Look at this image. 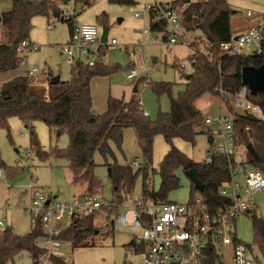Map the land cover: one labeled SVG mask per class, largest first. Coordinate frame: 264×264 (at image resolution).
Masks as SVG:
<instances>
[{
    "label": "trees",
    "instance_id": "1",
    "mask_svg": "<svg viewBox=\"0 0 264 264\" xmlns=\"http://www.w3.org/2000/svg\"><path fill=\"white\" fill-rule=\"evenodd\" d=\"M12 8L1 14L0 25L4 29L6 43L0 47V73L15 71L20 67L21 57L18 48L24 41H30L32 20L37 16L56 17L60 13L63 22L68 24L70 32L74 31V17H63L61 6L71 2L85 8L90 6L91 0H10ZM108 3L119 6H134L135 0H107ZM173 6H186L183 11V25L186 31L200 30L208 42V53L197 49L190 56L189 62L192 73L187 80L185 91L176 98L172 94L170 83L153 85L154 92L161 96L168 94L171 99L169 113H160L157 120L145 117L138 100L130 102L109 97L107 110L101 115H94L93 97L91 91L92 80L97 77H108L112 68L104 63L102 57L105 50H101L100 59L95 66L83 64L72 71L70 81H60L57 85L51 83L55 77L49 71L44 79L35 81L28 77V72L19 75L5 83L0 92V129L8 127L11 117L19 118L30 130V148L40 157L47 159L49 154L68 161V166L75 179L87 186L86 194L96 195L103 184L95 173L94 157L99 153L104 159L114 156L112 146L121 149L124 142V131L134 129L139 147L144 158V164L138 170L120 165L115 160L106 163L108 180L115 188L117 197L109 208L102 209L90 216L77 219L62 233V238L70 241L73 249L94 247L93 240L100 231L96 221L100 214L109 222V233L114 234L115 223L113 215L120 212L124 199L120 195L123 186L134 189L137 177L143 175L142 199L147 203H166L169 193L180 188L181 180L177 171L184 173L192 171L198 179L202 190L192 182L191 199L201 193L212 209L217 210L228 201L219 195L222 185L230 180L228 159L220 153H214L211 162L196 163L173 144L175 139L195 144L199 129L205 118L196 107V101L203 96L219 99L220 89L235 95L243 88L242 69L247 66L260 67L264 64V43L262 52L251 55L219 56V47L229 42L233 37L231 18L233 10L228 0H175ZM105 18V16H103ZM155 17L154 14L151 15ZM103 18V19H104ZM105 20V19H104ZM164 23L150 22L152 31H160ZM31 42V41H30ZM194 49V48H193ZM264 113V95L250 96ZM228 112L234 118L236 142L244 146L247 159L253 168L264 172V120L253 115H247L236 107L233 108L227 99ZM41 121L56 134L67 133L69 146L65 150H55L53 153L44 152L40 146L34 123ZM210 133V132H209ZM208 133V134H209ZM60 134V135H61ZM157 135H162L171 147L164 156L158 170L153 174L160 177L158 191L148 187L149 166L152 164L154 141ZM252 145L257 157H253L247 150ZM5 164L0 154V168ZM246 215L250 216L254 231L255 242L264 260V221L254 210ZM43 234V226L37 223L31 231L23 236L14 233L7 227L0 232V264H9L20 254L27 252L34 258L41 250L37 244ZM239 241V240H238ZM209 264H218L219 256L215 249H208Z\"/></svg>",
    "mask_w": 264,
    "mask_h": 264
},
{
    "label": "rangeland",
    "instance_id": "2",
    "mask_svg": "<svg viewBox=\"0 0 264 264\" xmlns=\"http://www.w3.org/2000/svg\"><path fill=\"white\" fill-rule=\"evenodd\" d=\"M39 1V0H37ZM134 6H119L108 3L107 0H91L90 6L83 8L82 5L71 2L61 6L63 17L66 15L74 17V23H87L97 27L102 34L103 28L109 30L108 40L113 38L126 47L125 49H112L105 47L103 61L112 68L109 77H101L95 80L92 85L94 115H101L107 110L108 99H120L124 103L130 102L133 98L142 102V109L149 113L152 120H157L160 113H169L171 99L168 94L158 96L154 92L153 85L157 83H170L172 94L176 98L185 91L187 77L192 73V66L189 62L190 56L197 49L208 53V42L200 30L187 31L186 39L188 44L167 46L161 43H153L150 36L145 37L146 45L143 54H137L136 45L141 38V30L150 28V20H138L135 13L143 10L145 3H154L155 0H135ZM158 3H172L175 0H156ZM198 1V0H192ZM233 10L231 18L232 32L235 36L241 31L248 30L264 22V0H228ZM12 7L10 0L0 2V12ZM183 9L186 6L182 7ZM251 12V16H248ZM105 16V18L103 17ZM66 18V17H65ZM105 20H104V19ZM61 17L37 16L32 20V31L30 41L38 46L37 51H26L21 54L24 64L15 71L0 73V92L2 86L27 71L37 69L43 74L49 71L56 77L60 76L62 81H70L72 71L75 68L67 61L60 48L70 39L68 24L63 22ZM52 26L53 30H48ZM0 32L4 29L0 25ZM4 38L6 40L5 34ZM101 38V35H100ZM194 48V49H193ZM154 59L156 62L154 63ZM181 64L184 68L181 69ZM140 67L147 69V76L141 74L135 80H129L127 75ZM43 74H36L35 81L42 80ZM146 78V79H143ZM100 78V77H99ZM146 80V81H145ZM137 86V92L134 88ZM235 108L234 102H230ZM221 101L216 97L203 96L196 101V107L201 111L204 118L217 116L220 112ZM227 112V111H226ZM9 129H0V154L5 164L0 169L3 176L0 177V209H4V217L7 218V227L13 229L14 233L23 236L32 229L31 216L26 211L29 205V195L32 193H43L45 195L57 196L62 203L72 204L75 198L83 200L87 186L78 179H75L68 166V161L49 154V157H40L30 148V130L17 117H11L8 121ZM40 146L44 152L53 153L55 150H65L69 146V136L65 132L57 135L54 130L41 121L34 123ZM124 132V142L121 149L112 146L114 156L104 159L99 153L94 157L96 164L95 173L100 178L103 188L95 195L98 199L112 202L117 197V192L108 180V168L106 163L111 164L115 160L120 165L128 166L137 160L142 165L144 158L140 151L137 135L134 129H127ZM213 127L205 123L199 129V135L195 144L175 139L173 144L176 148L186 154L196 163H203L207 160V151L214 148L213 141L208 134ZM170 146L162 135H157L154 141L152 164L149 166L148 187L158 191L160 188V177L153 174L158 170L164 156L170 150ZM239 152L244 153V146L237 144ZM31 154L30 158L26 154ZM245 165L253 168L249 159L242 158ZM17 163L20 167H17ZM31 167V170H28ZM138 170L139 168H133ZM181 180L180 188L169 193L170 202L186 203L191 199L192 182L182 170L177 171ZM31 184H38V187L30 189ZM143 175H139L131 194L133 197L124 199V202L131 203L142 197ZM257 206L254 207L256 215L264 221V193L256 196ZM123 209L120 208V213ZM108 221L102 214L96 221L100 233L93 240L94 247L73 249L66 244L62 249L64 257L74 264H144L143 258L138 254H132L127 245L130 242V235L119 225H115L114 234L109 233ZM234 235L239 241L249 245L254 255L261 257V252L255 242L252 220L250 216L243 215L236 221ZM222 264H232L229 249L218 248ZM223 256V257H222ZM9 264H34L33 257L24 252L17 256Z\"/></svg>",
    "mask_w": 264,
    "mask_h": 264
},
{
    "label": "built area",
    "instance_id": "3",
    "mask_svg": "<svg viewBox=\"0 0 264 264\" xmlns=\"http://www.w3.org/2000/svg\"><path fill=\"white\" fill-rule=\"evenodd\" d=\"M183 11L182 7L172 4L145 3L143 10L135 13V18L149 19L150 22L164 23L165 26L160 31L142 29L141 38L134 45V53L143 54L146 36H150L153 43L159 42L167 46L188 44L187 31L183 25ZM152 14L155 15L154 18L151 17ZM251 15V12H248V16ZM65 17L68 19L70 16ZM53 29L52 26L48 27V30ZM100 35L96 26L76 22L71 40L62 45L60 50L67 57L68 63L75 67L80 64L95 66L100 59L101 50L105 47L126 50L117 39L102 44ZM5 43L4 34L0 32V47ZM263 43L264 22L221 44L219 56L260 54ZM37 50V45L24 41L19 46L18 53L21 56L26 51ZM21 59L23 65L25 62ZM180 68L183 69L184 64H181ZM36 74L43 72L37 69L28 71V77L32 79ZM141 74L147 76L145 67L133 69L128 74V79L135 80ZM219 91L222 104L220 112L215 117H206L204 122L213 127L209 134L214 132L211 137L215 143L214 148L207 151L205 163L211 162L214 153L223 154L228 159L230 180L219 190V195L226 199L228 204L214 210L201 193L186 203H146L142 198L123 203V212L113 215L114 223L129 233L130 242L127 248L132 254L140 255L144 264H209L208 249H215L219 256V247L229 249L232 264H264L262 257L254 255L249 245L238 241L233 233L237 219L251 210L257 194L264 193V172L245 165L242 160V152L237 149L234 118L228 112L227 99L247 115L264 120V113L262 108L251 100L250 91L245 86L235 95L223 89ZM138 103L142 109V102L138 100ZM142 113L149 117V113L143 109ZM26 157H31L30 152ZM128 166L140 169L142 164L135 160ZM17 167H20L19 163ZM28 170H31V167H28ZM2 176L0 169V177ZM37 185L31 184L30 189ZM111 205V202L98 199L90 193L85 194L83 200L76 198L74 203L66 204L52 195L34 192L26 211L31 216L32 227L37 223L43 226V234L37 241L41 253L34 258V264H74L66 259L62 252L64 246L70 244V241L62 238V233L77 219L101 212ZM6 221L4 209H0V232L7 228ZM219 258L218 264H222L221 257Z\"/></svg>",
    "mask_w": 264,
    "mask_h": 264
},
{
    "label": "water",
    "instance_id": "4",
    "mask_svg": "<svg viewBox=\"0 0 264 264\" xmlns=\"http://www.w3.org/2000/svg\"><path fill=\"white\" fill-rule=\"evenodd\" d=\"M56 17L60 16V13H56ZM108 34L109 30L107 27L103 28L100 41L102 44H107L108 42ZM156 62L155 59L153 61ZM189 79V76L187 77V80ZM61 81L60 76H56L52 79L51 83L53 85H57ZM242 83L243 86L247 87L250 91V94L252 96H257L259 94L264 95V64L260 67H252L247 66L242 69ZM137 86L134 88V92H137ZM61 133L58 132L57 135H60ZM209 140L212 142L213 139L210 136ZM247 150L253 157H257V154L253 148V146L250 144L247 146ZM185 175L190 179L191 182H193L197 188L202 190V186L200 185L198 179L195 177V175L192 173V171H187ZM56 198V197H55Z\"/></svg>",
    "mask_w": 264,
    "mask_h": 264
},
{
    "label": "crops",
    "instance_id": "5",
    "mask_svg": "<svg viewBox=\"0 0 264 264\" xmlns=\"http://www.w3.org/2000/svg\"><path fill=\"white\" fill-rule=\"evenodd\" d=\"M0 2H2V0H0ZM154 3L155 2H157L156 0L155 1H153ZM158 3V2H157ZM161 4H170V3H161ZM12 7L10 6V8H8L7 10H5V11H3V12H0V16H1V14L2 13H4V12H7V11H9L10 9H11ZM262 24V23H261ZM261 24H259V25H257V26H260ZM254 27H256V26H254ZM69 31H70V29H69ZM246 31V30H245ZM242 32H244V30L243 31H241V32H239L238 34H240V33H242ZM238 34H236L235 36H237ZM72 35H73V31L72 32H70V39H69V41L71 40V37H72ZM113 39H115V38H113ZM68 41V42H69ZM67 42V43H68ZM66 44V43H65ZM62 45H64V44H62ZM61 45V46H62ZM105 49V48H104ZM155 61H156V59H155ZM105 63V62H104ZM106 64V63H105ZM28 72V71H27ZM46 73L45 74H43L42 75V78L44 79V77H46ZM109 77V76H108ZM127 78H128V75H127ZM100 79H102L101 77L99 78V77H97V78H95V79H93L92 80V83H91V91H92V85H93V83H94V81L96 80H100ZM93 97V96H92ZM120 100V99H119ZM94 101V100H93ZM150 117V116H149ZM128 130H125L124 132L126 133ZM137 135V134H136ZM137 140H138V136H137ZM138 144H139V142H138ZM141 151V150H140ZM241 154V153H240ZM243 158L245 157V159H246V154H244V153H242V155H241ZM37 187H38V185H37ZM34 194V193H33ZM32 193L29 195V203H30V200H31V197H32V195H33ZM261 194V193H260ZM117 195V194H116ZM120 195L123 197V199H126V198H128V197H133L132 196V194H131V190L129 189V187H126V186H123L121 189H120ZM258 195V194H257ZM256 195V196H257ZM56 198H58L57 196H55ZM76 199V198H75ZM74 199V200H75ZM116 200V199H115ZM114 200V201H115ZM114 201H112V202H114ZM134 201V200H133ZM257 206V203H256V198H255V204L252 206V208H251V210H253L254 209V207H256Z\"/></svg>",
    "mask_w": 264,
    "mask_h": 264
}]
</instances>
